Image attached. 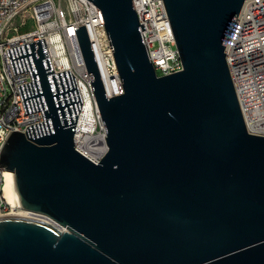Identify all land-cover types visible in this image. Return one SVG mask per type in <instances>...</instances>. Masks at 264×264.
<instances>
[{
	"label": "water",
	"instance_id": "obj_1",
	"mask_svg": "<svg viewBox=\"0 0 264 264\" xmlns=\"http://www.w3.org/2000/svg\"><path fill=\"white\" fill-rule=\"evenodd\" d=\"M103 12L124 93L108 96L85 24L77 39L109 149L77 147L83 102L45 38L7 48L26 113L0 166L32 214L0 216V264H264V135L252 132L226 46L246 0H164L184 69L159 75L133 0Z\"/></svg>",
	"mask_w": 264,
	"mask_h": 264
},
{
	"label": "built area",
	"instance_id": "obj_2",
	"mask_svg": "<svg viewBox=\"0 0 264 264\" xmlns=\"http://www.w3.org/2000/svg\"><path fill=\"white\" fill-rule=\"evenodd\" d=\"M133 1L140 23L145 24L142 31L157 73L184 69L165 1ZM26 11L36 19L37 26L23 31L26 19L20 17ZM83 24L88 29L108 96L124 93L102 9L92 0H0V149L12 129L24 131L28 137L27 126L44 120L41 109L26 113L18 84L32 78L29 69L14 73L7 48L45 38L54 71L70 68L83 98L74 130L75 145L97 161L108 151L102 115L77 39L76 28ZM225 51L247 125L243 85L248 84L259 97L256 114L261 131L256 133L264 135V0L244 2ZM5 170L0 166V216L19 215L23 210L20 203L10 202L4 196Z\"/></svg>",
	"mask_w": 264,
	"mask_h": 264
},
{
	"label": "bare ground",
	"instance_id": "obj_3",
	"mask_svg": "<svg viewBox=\"0 0 264 264\" xmlns=\"http://www.w3.org/2000/svg\"><path fill=\"white\" fill-rule=\"evenodd\" d=\"M243 101L245 104V110L248 113V125L249 129L252 132H259L261 131V122L256 114L257 107L259 106V97H257L252 88L248 84L243 85V92H242ZM13 171L5 170V185H4V196L10 202L17 203V199L14 193V185H13ZM19 215H29L28 211L22 210Z\"/></svg>",
	"mask_w": 264,
	"mask_h": 264
},
{
	"label": "rangeland",
	"instance_id": "obj_4",
	"mask_svg": "<svg viewBox=\"0 0 264 264\" xmlns=\"http://www.w3.org/2000/svg\"><path fill=\"white\" fill-rule=\"evenodd\" d=\"M21 18H25L26 19V25L24 26V28H22V30H30L33 29L37 26V21L34 17L31 16L30 11H26Z\"/></svg>",
	"mask_w": 264,
	"mask_h": 264
}]
</instances>
